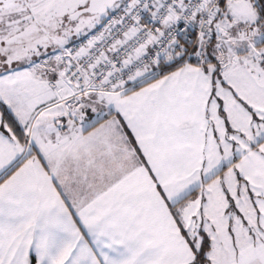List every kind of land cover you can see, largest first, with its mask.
<instances>
[{
  "label": "snow or ice",
  "instance_id": "6c2138e0",
  "mask_svg": "<svg viewBox=\"0 0 264 264\" xmlns=\"http://www.w3.org/2000/svg\"><path fill=\"white\" fill-rule=\"evenodd\" d=\"M0 264H264V0H0Z\"/></svg>",
  "mask_w": 264,
  "mask_h": 264
}]
</instances>
